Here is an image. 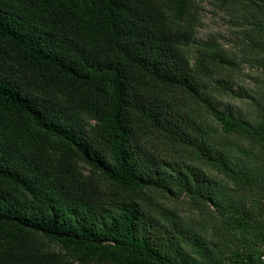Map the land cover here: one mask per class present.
Wrapping results in <instances>:
<instances>
[{
	"label": "trees",
	"instance_id": "16d2710c",
	"mask_svg": "<svg viewBox=\"0 0 264 264\" xmlns=\"http://www.w3.org/2000/svg\"><path fill=\"white\" fill-rule=\"evenodd\" d=\"M211 1L264 71V0ZM196 3L0 0V264H264V123L221 102L238 61ZM156 193L216 207L211 237Z\"/></svg>",
	"mask_w": 264,
	"mask_h": 264
},
{
	"label": "rangeland",
	"instance_id": "374dc122",
	"mask_svg": "<svg viewBox=\"0 0 264 264\" xmlns=\"http://www.w3.org/2000/svg\"><path fill=\"white\" fill-rule=\"evenodd\" d=\"M196 12L198 16L196 40L216 42L238 61L232 73L233 90L219 97L224 107H230L243 114L254 124L264 123L262 58L249 47L245 38L246 30L252 26L253 21L249 19V15L241 5L231 3L197 0ZM240 146L241 144H238L237 147L240 148ZM255 153L259 155L260 148H256ZM262 153L264 154V149ZM208 172L216 174L210 169ZM154 198L157 204L175 211L184 222L203 229L208 238L211 237L210 228L218 221L215 206L212 212H201L186 196L179 198L168 193H156Z\"/></svg>",
	"mask_w": 264,
	"mask_h": 264
},
{
	"label": "built area",
	"instance_id": "2783aa9c",
	"mask_svg": "<svg viewBox=\"0 0 264 264\" xmlns=\"http://www.w3.org/2000/svg\"><path fill=\"white\" fill-rule=\"evenodd\" d=\"M263 260H264V257H263Z\"/></svg>",
	"mask_w": 264,
	"mask_h": 264
}]
</instances>
